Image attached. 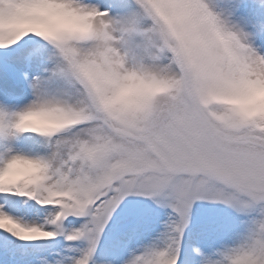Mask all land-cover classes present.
<instances>
[{"label":"snow or ice","instance_id":"1","mask_svg":"<svg viewBox=\"0 0 264 264\" xmlns=\"http://www.w3.org/2000/svg\"><path fill=\"white\" fill-rule=\"evenodd\" d=\"M41 2L0 0V261L264 264V117L215 116L179 55L144 32L148 56L174 61V88L135 109L102 105L70 71L69 45L111 40L112 25L149 14L147 0H78L102 30L55 36L14 19ZM230 6L211 5L229 17ZM39 112L71 119L44 127ZM21 160L35 178L12 171Z\"/></svg>","mask_w":264,"mask_h":264},{"label":"clouds","instance_id":"2","mask_svg":"<svg viewBox=\"0 0 264 264\" xmlns=\"http://www.w3.org/2000/svg\"><path fill=\"white\" fill-rule=\"evenodd\" d=\"M147 3L149 14L135 24L111 26V40L97 36L87 47L76 41L69 45L68 67L87 94L114 111H123L138 108L145 99L174 88L179 78L174 61L148 56L144 37L139 35L144 32L155 50L163 48L179 55L192 87L205 94L215 116L238 113L248 118L264 117V65L253 62L249 48L254 45L243 29L213 9V0ZM80 7L78 0H43L20 6L14 19L52 36L84 33L90 25L102 30L99 19L85 15ZM127 29L135 31L126 34ZM32 115L44 127L71 119L62 113ZM36 167L21 160L12 171L33 179Z\"/></svg>","mask_w":264,"mask_h":264},{"label":"bare ground","instance_id":"3","mask_svg":"<svg viewBox=\"0 0 264 264\" xmlns=\"http://www.w3.org/2000/svg\"><path fill=\"white\" fill-rule=\"evenodd\" d=\"M217 3V0H213ZM230 18L234 24L243 29L252 38L257 50L258 44H264V0H230ZM260 40L261 42H258ZM264 53V50H260ZM83 249V246L80 245ZM102 249L101 253H103ZM101 259H113L112 255L100 256ZM122 258V257H121ZM119 264V263H117Z\"/></svg>","mask_w":264,"mask_h":264},{"label":"rangeland","instance_id":"4","mask_svg":"<svg viewBox=\"0 0 264 264\" xmlns=\"http://www.w3.org/2000/svg\"><path fill=\"white\" fill-rule=\"evenodd\" d=\"M220 0H217V3H219ZM260 52V54H264L263 52H261L260 50H258ZM80 245H82L83 247L85 246L84 243H81ZM82 250V249H81ZM100 251V250H99Z\"/></svg>","mask_w":264,"mask_h":264}]
</instances>
